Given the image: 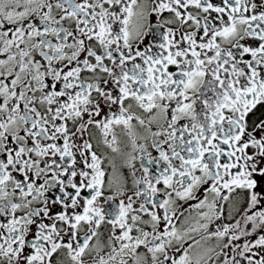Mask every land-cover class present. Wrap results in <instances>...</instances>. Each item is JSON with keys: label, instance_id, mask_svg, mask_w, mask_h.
<instances>
[{"label": "snow or ice", "instance_id": "snow-or-ice-1", "mask_svg": "<svg viewBox=\"0 0 264 264\" xmlns=\"http://www.w3.org/2000/svg\"><path fill=\"white\" fill-rule=\"evenodd\" d=\"M0 264H264V0H0Z\"/></svg>", "mask_w": 264, "mask_h": 264}, {"label": "flooded vegetation", "instance_id": "flooded-vegetation-1", "mask_svg": "<svg viewBox=\"0 0 264 264\" xmlns=\"http://www.w3.org/2000/svg\"><path fill=\"white\" fill-rule=\"evenodd\" d=\"M117 135L123 139L122 133L120 132L119 129H117ZM93 142L95 143V141H93ZM121 146L123 147V145H121ZM127 150L130 151V148ZM153 154L155 155V152ZM137 166H138V162H137ZM116 169H117L116 172L112 173L111 167H108V171L110 174H112L116 178H120L122 175L124 178L127 179L128 186L131 187L130 170L123 166V160L119 156L116 157ZM226 211H227V209H226ZM225 222H227V221H225Z\"/></svg>", "mask_w": 264, "mask_h": 264}]
</instances>
